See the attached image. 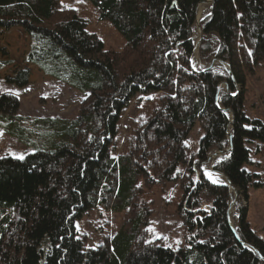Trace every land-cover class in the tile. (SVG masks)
<instances>
[{
  "label": "trees",
  "instance_id": "1",
  "mask_svg": "<svg viewBox=\"0 0 264 264\" xmlns=\"http://www.w3.org/2000/svg\"><path fill=\"white\" fill-rule=\"evenodd\" d=\"M87 1L125 39L124 52L106 49L61 0H0V28L31 39L26 61L85 96L73 120L23 118L17 97L0 96V126L36 148L0 159V264H264V240L242 204L262 186L248 166L250 147L264 144V122L248 116L245 90L264 63V0H215L201 22V62L227 63L233 78L191 67L197 8L207 0ZM2 55L0 71L13 63ZM29 77L20 69L7 83L23 88ZM135 99L152 111L117 155L119 123ZM198 124L203 136L192 154L188 138ZM230 130L233 151L214 168L237 191L236 229L230 188L201 169L212 150L229 147ZM173 182L182 185L190 236L176 248L149 240L153 210L142 197L146 186ZM97 209L127 217L90 248L77 224Z\"/></svg>",
  "mask_w": 264,
  "mask_h": 264
},
{
  "label": "rangeland",
  "instance_id": "2",
  "mask_svg": "<svg viewBox=\"0 0 264 264\" xmlns=\"http://www.w3.org/2000/svg\"><path fill=\"white\" fill-rule=\"evenodd\" d=\"M61 2L87 21L89 31L96 34L104 42L106 49L117 53L125 51V39L109 22L99 20L97 10L87 0H61ZM211 8L209 5L204 7L200 12L199 21L197 20L194 29L196 46L200 40L201 31L199 32V30L201 22L210 14ZM30 48L31 39L21 28H13L11 30L0 28V54L2 55L3 51H5L7 55H2L3 59L13 62L0 71V96L11 94L17 97L20 102L18 114L23 118L76 119L85 98L84 94L54 78L46 76L37 66L28 63L26 57ZM193 55L191 67L194 70H203L211 64H204L200 59L195 60ZM225 66L221 65L218 60L214 64V68L218 70H227L228 65ZM20 69H28L30 72L29 83L23 88L7 83V78L13 77ZM225 88V84H221V89L225 90ZM240 91L242 89L238 86L237 92L233 94H238ZM245 91V106L248 116L252 119L259 118L264 122V63L256 70L253 76L248 78ZM151 108L152 105L148 104L147 101L135 99L123 113L119 123L117 146L114 149L117 155L128 152L138 129L141 128L142 122L148 117L150 110L152 111ZM202 136L203 131L198 124L188 138L192 154L198 152ZM250 148L254 164L248 166V169L251 173L258 174V181L262 183V186L260 188L251 187L249 190V200H243L242 204L248 209V220L252 229L264 240V144L255 143ZM35 150L34 146L24 145L17 138L6 133L4 128L0 126V159L5 156L17 158L22 155L25 157ZM220 152L218 149L212 150L208 159L201 165L205 177L215 183L224 182L217 178L210 179L206 166L211 164L214 172L222 174L214 168L215 164L224 157L221 155L216 156V153L219 154ZM213 174L211 171L210 175ZM230 192L232 193V200V197H235V193L231 189ZM142 197L146 203L151 205L153 210L150 225L146 232L149 240L151 242L160 240L163 245L173 248L185 245L189 241L190 236L184 227L179 210V205L184 198L181 183L173 182L146 186L143 188ZM231 210H233V222L231 220ZM228 214L229 221L237 228L235 204L234 207L229 208ZM126 217V214L115 215L109 211L97 209L77 224L78 230L80 233L88 235V246L90 248H97L104 241L106 235L115 234L121 225H123Z\"/></svg>",
  "mask_w": 264,
  "mask_h": 264
},
{
  "label": "water",
  "instance_id": "3",
  "mask_svg": "<svg viewBox=\"0 0 264 264\" xmlns=\"http://www.w3.org/2000/svg\"><path fill=\"white\" fill-rule=\"evenodd\" d=\"M209 0H207V1H205L204 3H206V2H208ZM214 2H215V0H212L211 1V4H212V6H213V4H214ZM197 14V13H196ZM200 28V27H199ZM200 31H201V33H200V40H199V43H198V45L196 46V49H198V53H199V44H200V41H201V39H202V30H201V28H200ZM215 62H216V60H214L207 68H205V69H203V71H206V70H208V69H211V68H213L214 67V64H215ZM221 64H223V65H228L227 63H224V62H222V61H219ZM227 71L230 73V75H231V77L233 78V75H232V72H231V70H230V67H229V65L227 66ZM225 90L228 92V93H230V89H229V87L225 84ZM233 95H236V94H233ZM231 114V125H230V128L232 127V124H233V120H234V115H233V113L231 112L230 113ZM228 138H229V147L227 148V149H225V150H223V151H221L220 152V155L221 156H229L231 153H232V151H233V142H232V140H233V135H232V132H231V130L229 131V133H228ZM226 179H227V181H226V183H223L224 185H226V186H228L231 190H233L234 191V193H235V197H234V199H233V197H232V200H231V203H230V208H232V207H234V204H235V200H236V198H237V191L234 189V187L232 186V184L230 183V181L228 180V178L226 177ZM231 223V222H230ZM231 225H232V223H231ZM232 227L234 228V229H236L233 225H232Z\"/></svg>",
  "mask_w": 264,
  "mask_h": 264
},
{
  "label": "bare ground",
  "instance_id": "4",
  "mask_svg": "<svg viewBox=\"0 0 264 264\" xmlns=\"http://www.w3.org/2000/svg\"><path fill=\"white\" fill-rule=\"evenodd\" d=\"M211 1L212 0H209L208 2H206V3H203V5L197 10V14H196V19L199 21V18H200V16L199 15H201L200 14V12H201V10L204 8V7H207V6H209L210 5V7H212V4H211ZM199 32H200V30H199ZM193 58L196 60H199L200 58H199V53H198V49H195V51H194V55H193ZM222 65V64H221ZM223 66H225V65H223ZM226 67V66H225ZM220 89H221V86H220ZM220 155V153L218 154V153H216V156H219ZM206 171H207V174H208V176H209V174H210V172L212 171L213 173H216V172H214L213 171V169H212V166H211V164H209V165H207V168H206ZM210 178V177H209ZM215 178H217V179H221L224 183H226V178L224 177V175H222V174H213V175H211V178L210 179H215ZM233 199H234V197H233ZM232 217H233V210H231V220H232ZM232 222H233V220H232Z\"/></svg>",
  "mask_w": 264,
  "mask_h": 264
},
{
  "label": "snow or ice",
  "instance_id": "5",
  "mask_svg": "<svg viewBox=\"0 0 264 264\" xmlns=\"http://www.w3.org/2000/svg\"><path fill=\"white\" fill-rule=\"evenodd\" d=\"M18 159H23L24 157L21 155L19 157H17ZM209 177L211 178V175L209 174Z\"/></svg>",
  "mask_w": 264,
  "mask_h": 264
}]
</instances>
